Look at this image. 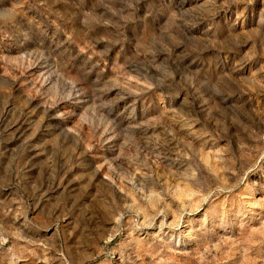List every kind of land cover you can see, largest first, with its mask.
Masks as SVG:
<instances>
[{
    "label": "rangeland",
    "instance_id": "374dc122",
    "mask_svg": "<svg viewBox=\"0 0 264 264\" xmlns=\"http://www.w3.org/2000/svg\"><path fill=\"white\" fill-rule=\"evenodd\" d=\"M0 264H264V0H0Z\"/></svg>",
    "mask_w": 264,
    "mask_h": 264
}]
</instances>
